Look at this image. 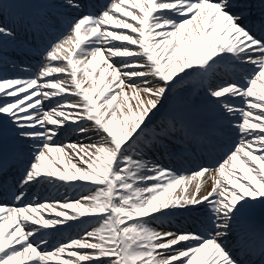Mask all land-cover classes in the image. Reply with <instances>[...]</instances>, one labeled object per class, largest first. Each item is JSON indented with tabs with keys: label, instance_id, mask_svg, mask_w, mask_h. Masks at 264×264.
Here are the masks:
<instances>
[{
	"label": "snow or ice",
	"instance_id": "obj_1",
	"mask_svg": "<svg viewBox=\"0 0 264 264\" xmlns=\"http://www.w3.org/2000/svg\"><path fill=\"white\" fill-rule=\"evenodd\" d=\"M0 264H264V0H0Z\"/></svg>",
	"mask_w": 264,
	"mask_h": 264
},
{
	"label": "bare ground",
	"instance_id": "obj_2",
	"mask_svg": "<svg viewBox=\"0 0 264 264\" xmlns=\"http://www.w3.org/2000/svg\"><path fill=\"white\" fill-rule=\"evenodd\" d=\"M61 139H65V137H61ZM71 139H76V137L73 136V137H71ZM37 187H39V186H37ZM40 188L42 189V192L41 193H39V192L37 193V195H39V196H43L44 194H46L47 197H51L53 195L56 196V194H61V195H74L73 193L66 192V190L63 189V188H60L59 191H57L54 188H49V187H42V186H40ZM188 223H191L190 220L188 221ZM70 231H74L76 233V231H78V229H75L74 228V229H72Z\"/></svg>",
	"mask_w": 264,
	"mask_h": 264
}]
</instances>
